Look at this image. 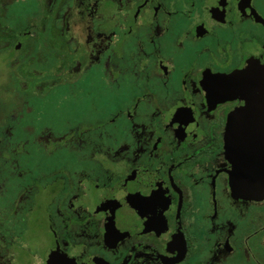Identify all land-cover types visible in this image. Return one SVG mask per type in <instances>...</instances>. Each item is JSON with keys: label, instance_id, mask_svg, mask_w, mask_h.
I'll return each mask as SVG.
<instances>
[{"label": "flooded vegetation", "instance_id": "obj_1", "mask_svg": "<svg viewBox=\"0 0 264 264\" xmlns=\"http://www.w3.org/2000/svg\"><path fill=\"white\" fill-rule=\"evenodd\" d=\"M0 0V264H264L222 82L264 67V0Z\"/></svg>", "mask_w": 264, "mask_h": 264}, {"label": "water", "instance_id": "obj_2", "mask_svg": "<svg viewBox=\"0 0 264 264\" xmlns=\"http://www.w3.org/2000/svg\"><path fill=\"white\" fill-rule=\"evenodd\" d=\"M222 82L227 88L221 95L241 102L229 114L225 133L231 195L264 200V67L251 65Z\"/></svg>", "mask_w": 264, "mask_h": 264}, {"label": "rangeland", "instance_id": "obj_3", "mask_svg": "<svg viewBox=\"0 0 264 264\" xmlns=\"http://www.w3.org/2000/svg\"><path fill=\"white\" fill-rule=\"evenodd\" d=\"M36 11L34 0L16 1L7 13V17L10 18L7 26L11 28H25L28 25L29 18H32ZM7 61H9V55H4L3 52H0V87L5 84V79L2 75L6 72Z\"/></svg>", "mask_w": 264, "mask_h": 264}]
</instances>
